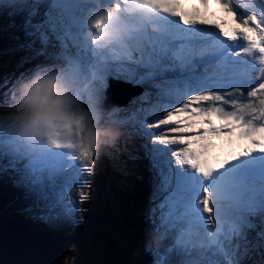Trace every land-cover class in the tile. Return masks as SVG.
Here are the masks:
<instances>
[{"label": "snow or ice", "instance_id": "6c2138e0", "mask_svg": "<svg viewBox=\"0 0 264 264\" xmlns=\"http://www.w3.org/2000/svg\"><path fill=\"white\" fill-rule=\"evenodd\" d=\"M78 2L80 14L70 19L60 9V0H0V17L8 18L22 35L20 46L28 52L25 60H42L53 51L67 49L69 39L82 36L96 0ZM211 3L232 17L241 31L229 35L209 22L199 11L207 8L209 0H198L199 7L190 5L188 12L179 0H151L156 13L151 23L115 47L120 59L128 62L123 77L133 85L151 84L156 89L154 94L146 89L137 97L140 107L132 113L114 106L122 126L130 121L137 126L154 197L164 193L154 199L141 239L149 264H165V257L151 247L148 234L170 232L177 219L183 221L173 249L178 264L193 255L181 246L184 232L197 234L202 251L201 234L215 238L224 223L221 202L225 200L231 201L229 264H264V80L251 84L236 74L245 63L237 57L255 60L259 54L257 63L264 67V0H247L246 13H237L230 0ZM10 80V76L0 78V88H7ZM218 146L229 149L222 159L214 155ZM5 157L0 171L12 175L37 200L43 196L37 175L42 168L55 163L68 170V178L84 176L87 182L94 162L90 153H81L78 164L63 156L0 152V159ZM257 181L262 190L259 199L245 194V185ZM77 195L82 199L84 193L77 191ZM68 198L75 199L71 191ZM51 219L75 228L80 220L76 204L63 207Z\"/></svg>", "mask_w": 264, "mask_h": 264}, {"label": "rangeland", "instance_id": "374dc122", "mask_svg": "<svg viewBox=\"0 0 264 264\" xmlns=\"http://www.w3.org/2000/svg\"><path fill=\"white\" fill-rule=\"evenodd\" d=\"M245 1L247 2V0H230V2L240 8V10L243 9L242 5ZM43 8L44 5H41V11ZM237 13L240 12L237 11ZM64 14L71 19L68 13ZM5 19L8 18L0 17V78L11 76L12 73H14L16 74V80L10 81L7 91H0V151L3 153L15 151V153L26 155L21 151L23 148L28 150L30 147H34L33 143L35 141L32 140L40 138L39 141H41L44 137L49 136L46 135L45 128L49 131L52 124L46 126V118L43 116L38 119V113L43 112L42 114L46 113L49 115L51 111L64 108L65 106V109H67L69 113L68 117L70 119H76L77 116H75V113L77 114V112L73 111L72 107L69 108L66 105L62 106V102L68 101L60 99L59 97L63 95L64 99H66L71 97L72 94H78L81 89L87 91V86L89 85L86 84V82L90 77V68L86 66L88 63L87 55L84 57H82V55H76V41L72 39L68 40L67 49L53 51L42 60L34 59L26 61L25 57L28 55V52L25 48L20 46L24 42L23 37L16 28L10 26L9 22L3 24ZM86 20H90L89 16ZM75 31L76 29H73V32ZM17 36H20V39H17ZM83 63H86V65L82 66ZM71 65L80 69L82 74L84 69L87 71L84 72L83 77L80 79L70 78L68 75L72 74L70 70V67H72ZM254 69L256 79L259 82L264 80V71H262L261 75L259 71L260 68L258 71L256 67H254ZM111 70L114 71V73H123L125 71L122 66H114ZM59 73L63 74L59 77L57 76L58 78L55 77L58 90L53 95L50 102L37 99L29 104L26 101L24 88H26L29 82L39 76L50 77L56 76ZM18 81H21L20 86L17 85ZM92 86H94V84ZM95 86H99V83H96ZM146 87L152 94L156 92V89L153 88L151 84H146ZM19 88H21L22 92L17 91ZM107 88L108 82H106L103 87L104 96L103 103L101 104L103 120H105L106 126L109 128H118L121 130L123 128L119 123V119L115 120V116L119 117L117 112H115V107L109 111V113H104V102L106 101L105 93ZM63 89L64 92H60ZM73 91L75 93H73ZM100 92H102V89ZM18 94H23L25 98H17ZM131 94L132 93L122 96L120 99L126 101L130 98V103L123 107L126 108L127 113L132 112V108L136 107L138 101L136 99L137 97H130ZM36 97L39 98V96ZM109 101L111 106L116 105L117 98L114 97ZM139 102L140 101H138L137 104L138 108L140 107ZM53 103L57 105L55 108H52ZM43 104L45 106L44 108H46L44 111H42L40 107ZM12 107L15 109L14 112L11 111ZM6 109L11 112L7 113ZM33 109H35L37 113H33ZM18 116L27 117L24 118L27 119L24 120L28 121L27 124H23L22 122L18 123L15 120H13V122L11 121L12 119H17ZM21 118L23 119V117ZM88 119L94 123L95 127L98 125L94 117ZM37 120L41 122V125H36ZM105 128L108 129L107 127ZM120 132L122 134L121 136H123V131ZM96 136L98 138V133ZM101 139L102 137L98 138L99 141H101ZM123 144L126 148L127 143L123 142ZM85 145L89 148H95L93 140H91L90 143H85ZM18 148L22 149L18 150ZM111 148L112 147H109V149L106 148L108 154H110ZM30 151H35L34 154L36 155V149ZM126 152L128 153V151ZM126 152L124 154H126ZM113 153H115V155H120L117 144L113 147ZM90 154L94 159L92 165L94 169V178H92L91 175V178H88L90 180L88 192L87 189L84 188L83 183L79 182L78 178H68L67 174H65L60 175L59 178L55 177L56 179L54 180L47 179L46 183H39L43 192V196L39 200L30 192H27V196L24 197L21 195L20 191L23 190V187H16L22 185L16 183L14 177L6 171H0V216L11 217L14 223L16 221L17 224L23 225L29 230L22 233L19 232L18 229L12 227L10 223H6L7 225L0 224V264H84V259L81 257L80 251H78L80 245L78 242H80V239H84L88 242V247H92L90 241L95 240V238L96 241H99V244H95L96 248L94 249V257L98 259V261H110L114 259L113 257L121 258L122 256L124 259L132 255L133 264H149L150 257L145 254L141 248V239L144 229L139 227L140 224H136L137 226L135 227L134 224H131L134 212H136V207L142 208L145 205L144 211H149L154 199L155 201L159 200V193H155L154 197V190L149 194L150 198L143 197L141 200L139 199L142 193V187L145 183H148L143 182L142 184L139 177L136 178V172H139L141 170L140 166H145L147 162L145 163L143 159L141 160L142 162H138L137 160L138 163L133 161V163L129 164L128 168H126L124 165L127 160L116 156L115 161H117L118 164L114 166V168H118V171H120V173L117 174L113 169L107 168V166V170H105L103 161L98 165L96 163L98 158L97 154L96 156L94 153ZM111 163L113 166L112 160ZM3 164L4 161L0 159V165ZM121 174V179H118L119 177L117 175ZM42 176L43 175H38L39 182H42ZM81 177L82 179L85 178L84 176ZM44 178H46L45 175ZM71 185H78V187H70ZM69 191H71L72 197H74L73 194H77V191L85 192L87 197L90 196V202L85 201H89V199H84L85 204L89 203L88 209L80 211L82 207L78 208L76 206V215L80 217L78 226L67 229V224L60 221L58 223L60 225L58 229L59 233H52L49 227L50 223L48 222L53 220L51 217L61 212L62 208L65 207L66 201H73L68 198ZM61 195L63 196L62 202L60 199ZM55 211H57V213H55ZM41 215L49 216L50 219L43 220L40 218ZM2 226H6L5 229H3ZM7 227H9V230ZM158 233L160 235L161 232L155 230L150 232L147 236V240L150 242L152 248L155 247L154 243L159 240L160 236ZM136 234L139 235V241L135 246L134 236ZM39 237H43V239L39 240L41 239ZM166 238L164 239V246L171 249L169 245L172 243V236H167ZM74 243L75 246H73ZM166 248H162V254L165 258H169V254H165ZM92 252L90 253L92 254ZM169 252L172 251H168V253ZM137 253H139V255L140 253L142 254L139 257ZM205 253H207V251ZM66 256L68 257L67 259H65ZM137 256L139 260L144 256L142 259L145 261L143 263L141 261L139 262ZM201 256L202 255L190 257L186 260L185 264H224L225 261L224 258H216L214 254L210 256H205L204 254V257ZM203 259L206 260V262H204ZM168 264H172V261L169 260Z\"/></svg>", "mask_w": 264, "mask_h": 264}, {"label": "bare ground", "instance_id": "6f19581e", "mask_svg": "<svg viewBox=\"0 0 264 264\" xmlns=\"http://www.w3.org/2000/svg\"><path fill=\"white\" fill-rule=\"evenodd\" d=\"M106 3H107L106 0H96L95 5L93 6L91 12L88 15V16H92V18L89 21L88 20L85 21L84 28H83V34L80 38L77 39V41H79V42L84 41L85 42L86 41V35H87L86 30L88 28L91 29V28L95 27L96 25H98L101 22V20L104 17V13H103V11H101L102 10L101 6L103 4L106 5ZM257 3H258V0H257ZM179 4L182 6V9H184V7H186L185 10H183L184 12L189 11L190 5H197V7H199L198 0H183L182 2L180 1ZM59 7L64 9L69 14V16L71 18H77L80 14L81 4L78 2V0H60ZM242 7H243L242 13H246L248 10V6H247L246 1H245V3H243ZM199 11L204 15V17L207 20H209V22L219 24L222 29L225 27V29H228V30L241 31V28L238 27L237 24L234 23L233 18L230 16H226L220 9L216 8V6L211 3V0H209V4H208L206 9L200 8ZM88 34H89V32H88ZM134 34L135 33L120 32L118 35H112L109 38H106L104 41V44H106L107 50L102 52L101 55H99V57H98L101 61V63H100L101 65L98 67V74L96 75V77L94 79L91 80V78H90L86 82V84L90 85V88H88L87 91H84L83 89H81L79 91L78 95L72 94L73 96L71 95V97L66 98V99H64L63 95H62V97H59L60 99L68 101V102H64L65 104L62 102V106L63 105L73 106V111L77 112V114H75V116H77L75 120L70 119L68 117L69 113H68L67 109H65V106H64V108H61L60 110L55 109V110L51 111V113L49 115L46 113L43 114V116L46 118V121H45L46 126L51 125V124L52 125L50 126L49 131H48V129L45 128L46 135H49V136H46V137H44V139H41L39 146H37V148H36V154L37 155H49L51 153H55V154L59 155L62 153L63 154L67 153V152H69V148H70L69 145L72 143V141L75 139H80L81 145L84 147L85 153H94L95 156L97 154V156L99 158L98 159L96 157L97 158V161H96L97 164H99L101 161H103L106 164L107 168L109 167V165L112 166L111 160L112 161L116 160V155H115V153H113V147L110 150V153L112 155L111 154L110 155L113 157L115 156V157H114V159H113V157H111L109 160L110 155H108L107 154L108 152L106 151V148L109 149V146L101 143V141H99L97 136H96L97 133L101 132L102 130H105L106 129L105 127H107L105 120H103V116H102L99 108L103 102V96H104L103 87H104V84L106 82H108L110 79H120L123 81H127L123 77L124 72L123 73H120V72L114 73V71H112L111 68L114 66L115 67L116 66H118V67L122 66L125 69V66L127 65L128 62L126 60L120 59L121 53H119L115 49V47L119 46L124 41L130 39L132 37V35H134ZM247 35L249 36V35H253V34L251 32H249V33H247ZM100 51H102V50H100ZM236 59L245 61V63H242L241 65H239L236 68L237 76L240 79L245 80L249 83L251 81H254V84L259 83V81L256 79V76H255L256 75L255 70L253 69L254 67H256V70L258 71L260 68L259 71L261 72V75H262V71H264V67H262L259 63H257V60L259 59V54L257 55L255 60H251L245 56L237 57ZM249 61H250V64L248 63ZM70 70L72 71V74H69V75L67 74V75L70 76V78L72 77L73 79L74 78L80 79L81 77H83L84 72L87 71L86 69H84L83 74H82L81 72H78L75 69V66L70 67ZM61 74H63V73H59L56 76H50L47 78L51 81L56 82L55 77H57V76L59 77V76H61ZM10 77H11L10 81L16 80L15 79L16 74L12 73V75ZM93 82L99 83V86H95V88H93L91 86L93 84ZM20 83H21V81H18L17 85L20 86ZM134 87L137 88L138 90H140V95L147 89L146 84L134 85ZM8 89H9V85L7 88H0V91H3V90L7 91ZM101 89H102V92H100ZM17 91L22 92L21 88H19ZM62 91L64 92V89L61 90L60 92H62ZM24 93H26L25 88H24ZM55 93L37 95V96H39V98H37L35 96L33 98V100L43 99L47 102H50L51 98L53 97V95ZM73 93H75V92L73 91ZM98 94H99V96H98ZM69 96H70V94H69ZM17 98H19V99L25 98V96L23 94H18ZM137 104H138V101H137ZM137 104H136V107L132 108V110H131L132 112H134L138 108ZM139 104H140V102H139ZM40 107H41L42 111H44L46 109V108H44L45 107L44 104ZM33 110H34L33 113H37L35 109H33ZM11 111L12 112L15 111L14 107L11 108ZM30 111H32V110H30ZM6 112L10 113L7 109H6ZM140 115H141L140 113H137V116H140ZM112 116H113V114H112ZM18 117H17V119H12L11 121L13 122V120H15L18 123L22 122L23 124L24 123L27 124L28 121H24V120H27V119H24L27 117L21 116V117H23V119L20 116H18ZM92 117L95 118L94 120L98 124L96 127L94 126V123L88 119V118H92ZM115 119H119V117L115 116ZM78 123H80L79 127L84 125V126H86L85 129H87V130H89L88 129L89 126H93L91 131H88L87 136L83 133H80L78 130H76V125ZM36 125L37 126L41 125V122H39L37 120ZM136 127L137 126L134 125V123H133V125H128L127 127L123 128V129H125L130 134H133V135L136 134L138 137H140L138 135ZM56 130L60 131L59 134H57V135L54 134V131H56ZM39 140H40V138L39 139L37 138V139H34L32 141H39ZM91 140H93V142L95 143L94 149L92 147L89 148L88 146L85 145V143H90ZM131 141L134 143V145L136 147L139 148L138 151L140 153H137V155H135V157L141 156L140 157V159H141L144 156L145 163L148 162L147 158L144 155V150L142 148L143 141L140 140V142H139V140H137L135 142V140H133V139H131ZM121 144H122V142H120L119 145L117 144L118 145V151L120 154L128 151ZM21 149L22 148H18V150H21ZM28 150L23 148V150L21 152L26 154V155H35L34 154L35 151H30V148ZM228 151H229V149L227 146H218V148L214 152V155L217 158L222 159V158H224V156L227 154ZM12 152H15V151H12ZM128 153H129V151H128ZM128 153L126 152L127 155H128ZM52 155H54V154H52ZM100 159H102V160H100ZM5 162H6V159H4V163ZM46 167L48 169L50 168V166H46ZM49 170L52 171L51 169H49ZM55 170L56 169H54L53 171H55ZM143 171H144V169H143ZM54 173L57 174L55 177H58V176H60V174H63L64 172H62V171L58 172V170H56V172H54ZM39 175H42V174H39ZM46 175H48V174H46ZM43 180H46V178H43L42 181ZM151 180H152V178H151ZM83 182H84L85 187L88 188V184H90V182H88V181L85 182V180ZM16 187H23V186H16ZM256 187L258 188L259 191L261 190V186L256 185ZM20 191L22 192V190H20ZM158 193H160V192H158ZM25 195H27V194H24V196ZM248 196L251 198H255V196L252 194L248 195ZM85 198L89 199V201L85 200L86 202H90L91 197H87V195H85L81 199L80 196H78L76 194L75 202L66 201L65 206L71 207L73 205V203H75L79 207L80 206L82 207V209L80 211H84L83 209H88V204H89V203L88 204L84 203ZM55 213H57V211H55ZM144 213L146 216L148 215V211H144ZM23 219H24V217H23ZM179 220L180 219H177L176 221H179ZM225 221H226V223L224 225H221L217 232H219L220 235L222 236V238L227 241L228 239H230V237L228 236L229 229H228V220L226 217H225ZM27 223H29V222H27ZM182 224H183V221L180 220L179 226L172 228L170 230V232L165 233L164 236L167 237V236L178 235V232H179L178 229L180 228V225H182ZM135 226H137V225H135ZM142 227H144V224ZM39 238H41L39 240L43 239V237H39ZM166 239H168V238H166ZM183 239L184 240L181 241L182 247H186L189 244H190L189 246H192L193 245L192 243H195L197 250L195 251V253L193 254L192 257L198 256V255H202L201 257H204V250H205V252L208 251L207 254H205V256H210V255L214 254L217 258H220L222 255V252L219 251L218 248L208 246L207 242H205L204 239H202V238L201 239H202L204 246H203L202 251H201L200 247H199V240H198L197 234L195 232L190 233L189 236L183 237ZM171 244H173V243H171ZM164 248H166V247L164 246ZM172 253H174V254L170 255V257H169L171 259L170 261H172V264H178L179 256L176 254L175 251H172ZM166 254H168V253H166ZM139 256H141V254ZM140 259H142V257ZM137 260L140 262L138 256H137ZM203 261L206 262V260H204V259H203Z\"/></svg>", "mask_w": 264, "mask_h": 264}, {"label": "clouds", "instance_id": "9594fccd", "mask_svg": "<svg viewBox=\"0 0 264 264\" xmlns=\"http://www.w3.org/2000/svg\"><path fill=\"white\" fill-rule=\"evenodd\" d=\"M57 90L58 85L55 81H51L45 76L36 77L33 81L29 82L25 88L26 101L31 104L35 96L55 93ZM56 106V103H53L52 108H55ZM42 117L43 114L38 113L37 118L40 119ZM121 135L122 134L118 129L108 128L98 133V138L102 137L101 143L106 144L109 147H114L116 141Z\"/></svg>", "mask_w": 264, "mask_h": 264}, {"label": "trees", "instance_id": "16d2710c", "mask_svg": "<svg viewBox=\"0 0 264 264\" xmlns=\"http://www.w3.org/2000/svg\"><path fill=\"white\" fill-rule=\"evenodd\" d=\"M97 241L96 240L90 241V243L92 244V247H88V242L85 241L84 239H81L80 243H82V244H81V247L78 251H80V253H81L80 255L84 259V264H120V263H118V261L112 262L111 260L110 261H103V262L98 261V259H96L94 257V249L96 248L95 244L96 245L98 244ZM90 252H92V254Z\"/></svg>", "mask_w": 264, "mask_h": 264}, {"label": "water", "instance_id": "95a60500", "mask_svg": "<svg viewBox=\"0 0 264 264\" xmlns=\"http://www.w3.org/2000/svg\"><path fill=\"white\" fill-rule=\"evenodd\" d=\"M133 95H137V92H134Z\"/></svg>", "mask_w": 264, "mask_h": 264}]
</instances>
